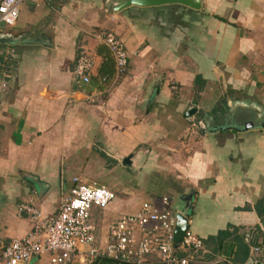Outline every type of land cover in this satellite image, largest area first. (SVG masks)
Instances as JSON below:
<instances>
[{
  "label": "crops",
  "instance_id": "obj_1",
  "mask_svg": "<svg viewBox=\"0 0 264 264\" xmlns=\"http://www.w3.org/2000/svg\"><path fill=\"white\" fill-rule=\"evenodd\" d=\"M18 1L15 24L0 25V192L11 196L8 211L31 203L41 216L52 215L65 195L53 172L55 161L77 149L74 143L90 145L88 134L95 129L106 146L115 140L128 145L133 137L140 141L147 120L148 128L158 122L148 99L167 91L186 98L184 113L195 109L189 119L182 117L185 122L195 119L204 126L199 116L204 97L214 105L221 98L227 107L246 102L256 117L264 116V0H195L197 10L169 3L120 11L114 7L125 0ZM100 29L113 32L126 51L121 77L94 37ZM79 53L94 59L86 85L72 75ZM202 66L213 74L212 83L200 77ZM230 81L237 83V94ZM192 124L182 163L190 175L187 194L193 195L188 230L201 239L202 249L188 264H264L263 222L252 210L264 196V120L248 126L246 120L219 119L211 131ZM243 125L245 131H239ZM205 138L211 139L207 147ZM111 151L130 161L128 152ZM206 153L212 158L203 161ZM203 199L211 200L206 213L195 205ZM13 215L18 235L0 242L30 229L26 216ZM254 247L260 251L252 253ZM28 264H44V257Z\"/></svg>",
  "mask_w": 264,
  "mask_h": 264
},
{
  "label": "built area",
  "instance_id": "obj_2",
  "mask_svg": "<svg viewBox=\"0 0 264 264\" xmlns=\"http://www.w3.org/2000/svg\"><path fill=\"white\" fill-rule=\"evenodd\" d=\"M18 5V0H0V25L15 24ZM94 35L112 60L113 74L121 77L128 60L122 43L107 29ZM93 68V57L79 53L73 78L86 85ZM200 127L203 129L202 124ZM113 198L114 193L106 187L73 177L52 215L41 216L28 203L18 205L16 215L26 216L31 226L22 237L0 242V264H28L43 257L44 264H72L76 257L82 258V264H93L98 258H106L110 264H188L192 255L202 249L201 239L188 229L173 248L176 219L167 195L143 201L134 212L116 217L107 224L103 243L97 244L89 209H102ZM250 251L260 250L254 247Z\"/></svg>",
  "mask_w": 264,
  "mask_h": 264
},
{
  "label": "rangeland",
  "instance_id": "obj_3",
  "mask_svg": "<svg viewBox=\"0 0 264 264\" xmlns=\"http://www.w3.org/2000/svg\"><path fill=\"white\" fill-rule=\"evenodd\" d=\"M202 48L205 54L210 52L204 46ZM194 57L197 58L195 54ZM204 66L209 67L208 64ZM204 66L200 69L202 72L200 77H204L209 83H212L214 76ZM222 85L221 83L216 88L219 96L224 94ZM229 85L235 87L233 92L237 94V83L230 81ZM261 89L259 88V90ZM167 92L169 95L164 97L159 95L151 99V101L148 99L147 102H150L152 109L156 111L154 115L158 122H155L156 126L148 128L150 120H147L146 128L138 134L140 141H136V137H133L132 140L134 142L129 141L128 145H121L119 141L115 140V142L113 141V146L112 142L106 146L103 143L100 130L95 129L89 131L88 134L90 139H92L90 140V145H86V141L74 143L78 145L77 149L66 151L62 157L60 156L55 161L56 168L53 172L56 176V181L60 179L64 184L65 194L69 190L73 177H77L89 184L102 185L114 193V198L102 209L93 207L89 209V223L96 227V243H98V237L101 240L105 236V228L108 223L120 215L134 212L141 202L151 200L152 197L167 195L171 199L170 207L173 211H180L183 206L180 197L189 193L190 190L185 183L190 178V175L182 163L184 160L183 148L185 147V141L189 137L188 132L190 129L194 131V127H191L190 124L193 123L197 127H200V124L198 125V121L195 119L191 120V123L185 122L182 118L184 113L182 108L186 98L177 99L173 92ZM165 97L168 98V101L165 100L162 103L161 101ZM211 99V97L202 99L203 110L199 116L204 123L203 129L211 131V125L215 120L219 119H222L227 124L231 121L239 123L241 120H246V125H257V113L253 112V106L246 102H242L241 104L244 103L242 106L234 103L227 107L224 101L220 102L221 98H217L218 105L211 103ZM239 131H245L244 125ZM222 134H224L223 130L220 131L221 136ZM237 135H239V139L244 137L240 136L243 135L241 133ZM250 138H252V135H250ZM210 141V138H205V147H207V142L209 143ZM113 148L128 152L126 156H131L130 164L122 165L121 157L111 155ZM223 148L225 151L229 148V145L225 144ZM231 148L233 150L231 149L230 154L235 150L233 146ZM143 151H146V153H143ZM99 152H102L103 155H100ZM223 156L221 154L220 161L226 163L227 161ZM209 158H212L211 154H209ZM209 158L208 153H206L205 157L203 156L201 159L208 161ZM216 171L219 170L217 169ZM255 173L258 176L260 175L259 171H255ZM257 181L261 183L263 177H258ZM192 197L193 195L188 202L186 211L188 215L191 211ZM10 200L11 196L6 191L0 192V239H9L18 235L14 224L17 221L13 215L15 214V209L13 208L12 211L6 209ZM210 201V199H203L200 202L201 204L196 202L195 205H198L200 210L206 213L208 207H210ZM29 205L35 208L31 203ZM213 208L217 209L218 207L215 205ZM6 212H9V215ZM213 213L216 214V210Z\"/></svg>",
  "mask_w": 264,
  "mask_h": 264
},
{
  "label": "water",
  "instance_id": "obj_4",
  "mask_svg": "<svg viewBox=\"0 0 264 264\" xmlns=\"http://www.w3.org/2000/svg\"><path fill=\"white\" fill-rule=\"evenodd\" d=\"M169 3L182 5L192 10H197L199 8V4L195 0H125L121 3L116 4L114 8L117 9V11H120L121 9H124L131 5L145 7V6H156V5L169 4ZM194 113H195V109L190 108L183 114L182 117L184 119H189L191 116H193ZM248 126H251V125L249 124ZM245 128L246 126H244V129ZM121 164L129 165L130 161H128V157L123 158L121 160ZM191 196H192L191 194L181 195L180 200L182 201L183 206L180 211H173V214L175 215V219H176L174 230H173V248L174 249H176L185 231L188 229L189 215L187 214L186 211H187L188 202L190 201Z\"/></svg>",
  "mask_w": 264,
  "mask_h": 264
},
{
  "label": "trees",
  "instance_id": "obj_5",
  "mask_svg": "<svg viewBox=\"0 0 264 264\" xmlns=\"http://www.w3.org/2000/svg\"><path fill=\"white\" fill-rule=\"evenodd\" d=\"M101 70V68H100ZM112 72V71H111ZM105 73H108V71H105ZM253 212L256 213L257 217L262 220L263 227H264V196L253 203L252 205ZM262 244L264 245V237L262 240ZM110 260L106 258H98V260H95L93 264H110Z\"/></svg>",
  "mask_w": 264,
  "mask_h": 264
},
{
  "label": "flooded vegetation",
  "instance_id": "obj_6",
  "mask_svg": "<svg viewBox=\"0 0 264 264\" xmlns=\"http://www.w3.org/2000/svg\"><path fill=\"white\" fill-rule=\"evenodd\" d=\"M263 120H264V116H262V117H260L258 119L256 118L257 125L259 126V124H262Z\"/></svg>",
  "mask_w": 264,
  "mask_h": 264
}]
</instances>
